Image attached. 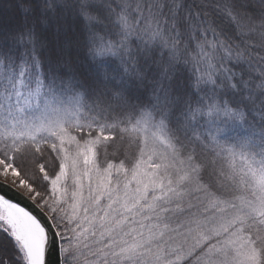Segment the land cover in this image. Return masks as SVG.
Wrapping results in <instances>:
<instances>
[{"label": "snow or ice", "instance_id": "6c2138e0", "mask_svg": "<svg viewBox=\"0 0 264 264\" xmlns=\"http://www.w3.org/2000/svg\"><path fill=\"white\" fill-rule=\"evenodd\" d=\"M0 264H264V0H0Z\"/></svg>", "mask_w": 264, "mask_h": 264}]
</instances>
